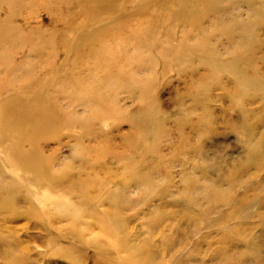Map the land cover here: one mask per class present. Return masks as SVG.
I'll return each mask as SVG.
<instances>
[{"label":"rangeland","instance_id":"1","mask_svg":"<svg viewBox=\"0 0 264 264\" xmlns=\"http://www.w3.org/2000/svg\"><path fill=\"white\" fill-rule=\"evenodd\" d=\"M0 196V264H264V0H0Z\"/></svg>","mask_w":264,"mask_h":264},{"label":"bare ground","instance_id":"2","mask_svg":"<svg viewBox=\"0 0 264 264\" xmlns=\"http://www.w3.org/2000/svg\"><path fill=\"white\" fill-rule=\"evenodd\" d=\"M191 2V1H190ZM180 3V2H179ZM240 26V25H239ZM243 85V84H242ZM237 161V160H236ZM239 161V160H238ZM237 164H239V163H237ZM245 167V166H244ZM222 181H224V180H222ZM4 200V198H3V196H0V201H3ZM198 201V200H197ZM195 204H197V202L195 203ZM194 204V205H195ZM241 204H242V202H241ZM5 205V201L4 202H2V207ZM198 206V205H197ZM242 207V206H241ZM193 208V207H192ZM198 208V207H197ZM219 213V212H218ZM216 214V213H215ZM166 216V215H165ZM202 216V215H201ZM214 216V215H213ZM215 217H218L217 215L215 216ZM220 217H221V215H220ZM209 219V218H208ZM207 219V220H208ZM215 220V219H214ZM209 222V221H208ZM152 226V225H151ZM217 226V225H216ZM227 226V225H226ZM225 226V227H226ZM175 227V229L176 230H180V227H181V223H178V225L176 224V226H174ZM206 227V226H205ZM208 228L210 227V225H208L207 226ZM211 227H214V225L213 226H211ZM211 227H210V229H211ZM220 227H222V226H220ZM219 228V227H218ZM255 247V246H254ZM253 249V248H252ZM144 262H142L143 264H151V260H150V258H146L145 260H143Z\"/></svg>","mask_w":264,"mask_h":264}]
</instances>
